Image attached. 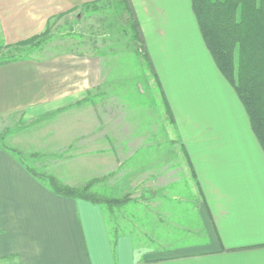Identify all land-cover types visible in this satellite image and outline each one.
Instances as JSON below:
<instances>
[{
    "label": "crops",
    "instance_id": "0c3cea01",
    "mask_svg": "<svg viewBox=\"0 0 264 264\" xmlns=\"http://www.w3.org/2000/svg\"><path fill=\"white\" fill-rule=\"evenodd\" d=\"M98 1L0 0V40L27 39L45 31L58 13ZM117 1L129 27L133 15L139 21L174 116L169 119L176 136L168 138L179 147L151 150L142 143L116 154L134 172H149L146 184H133L148 189L146 195H132V203L157 211L155 224L137 234L113 231L104 205L53 192L0 144V264H264V150L203 40L192 0H129L131 11L126 0ZM83 21L88 38L97 29L98 38L104 37L109 26L98 24L92 12ZM119 54L103 44L0 64V118L39 116L79 103L96 89L107 93L114 73L109 61H118ZM87 122L74 118L81 131L59 126L58 133L77 141L75 156L93 150L104 155L107 146L92 144ZM115 124L116 139L124 140L123 119ZM132 135L139 141V134ZM142 152L150 158L143 169L134 160ZM188 189L194 195L182 194ZM162 217L166 223L157 225Z\"/></svg>",
    "mask_w": 264,
    "mask_h": 264
},
{
    "label": "rangeland",
    "instance_id": "374dc122",
    "mask_svg": "<svg viewBox=\"0 0 264 264\" xmlns=\"http://www.w3.org/2000/svg\"><path fill=\"white\" fill-rule=\"evenodd\" d=\"M119 2L100 0L91 3L89 7L79 5L72 11L58 13L49 22V34L40 39V44L8 45L0 40V60L24 55L41 58L65 51L83 53L99 49L103 44L110 54L120 53L118 61H109L108 68H112L114 73L109 77L107 93L96 89L79 103L39 116L0 118V144L12 148L27 165L34 167L39 173L55 175L60 181L71 186L82 187L93 178L106 176L93 186L94 191L116 197L130 196L128 202L112 210L104 205L112 230H134L137 234L141 230L150 229L149 227L155 224L154 215L157 211L148 209V205L138 204L137 201L132 203V195L138 200L142 193L146 195L148 189L135 188L133 184L143 182L146 184L150 178L149 172H137V168L134 172L130 163L124 161L126 158L116 155L117 151L122 148L126 154L142 143L153 146L151 150L179 146L173 145L168 138L176 136V131L171 129L172 124L169 119L171 117L166 111L162 92L143 54L139 48L137 49L138 40L134 37L135 33L129 27ZM91 12L96 14L98 24L99 21L109 23L102 38H98V29L92 30L93 35L89 38L85 35L83 18ZM83 40L92 42L84 45ZM142 45L145 47L143 41L139 46ZM118 117L123 119L124 140L116 139L115 121ZM74 118H85L88 121L89 125L86 127L91 132L92 144H97V147L100 143L102 146H107L104 155L100 156L98 153L95 155L96 150L91 151L94 153L90 156L74 155L73 148L77 141L73 136L62 138L63 135L58 133L59 126L65 131L68 128L75 129L73 133H76L77 129L81 131L80 126L73 123ZM104 130L106 135H103ZM134 133L139 134V141L132 140ZM142 135L149 136L151 141L143 140ZM143 154L145 155V152L139 153V158H134L139 160L138 165L142 167L141 169L146 167L147 161L150 160ZM120 162L123 164L117 170L116 167ZM67 179L73 183L69 184ZM187 179L191 186V176L187 175ZM184 192L182 194L185 196L194 195L191 189ZM162 219L157 225L166 223L167 218L162 217Z\"/></svg>",
    "mask_w": 264,
    "mask_h": 264
},
{
    "label": "trees",
    "instance_id": "16d2710c",
    "mask_svg": "<svg viewBox=\"0 0 264 264\" xmlns=\"http://www.w3.org/2000/svg\"><path fill=\"white\" fill-rule=\"evenodd\" d=\"M126 3L127 9L131 11L129 0ZM192 7L207 48L243 103L253 132L264 150V0H192ZM131 29L135 33L134 37L142 42L140 24L135 15ZM48 34L47 27L39 34L8 45L40 44V39ZM139 47L162 92L166 110L171 120H174L154 65L144 45ZM27 57L15 56L0 60V64ZM26 167L53 192L63 196L107 205L111 210L130 200L129 195L116 197L94 191L93 186L106 176L93 178L82 187H75L65 184L55 175L41 174L27 164Z\"/></svg>",
    "mask_w": 264,
    "mask_h": 264
}]
</instances>
